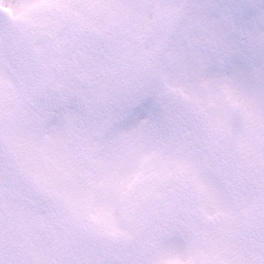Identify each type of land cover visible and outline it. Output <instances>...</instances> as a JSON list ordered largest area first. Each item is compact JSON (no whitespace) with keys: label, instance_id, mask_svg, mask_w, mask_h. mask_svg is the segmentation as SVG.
Here are the masks:
<instances>
[{"label":"snow or ice","instance_id":"6c2138e0","mask_svg":"<svg viewBox=\"0 0 264 264\" xmlns=\"http://www.w3.org/2000/svg\"><path fill=\"white\" fill-rule=\"evenodd\" d=\"M0 264H264V0H0Z\"/></svg>","mask_w":264,"mask_h":264}]
</instances>
